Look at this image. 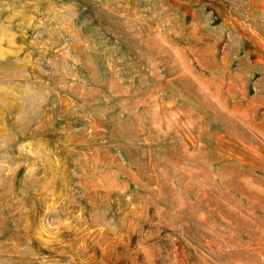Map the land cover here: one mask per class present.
Wrapping results in <instances>:
<instances>
[{"label":"rangeland","instance_id":"1","mask_svg":"<svg viewBox=\"0 0 264 264\" xmlns=\"http://www.w3.org/2000/svg\"><path fill=\"white\" fill-rule=\"evenodd\" d=\"M0 264H264V0H0Z\"/></svg>","mask_w":264,"mask_h":264}]
</instances>
